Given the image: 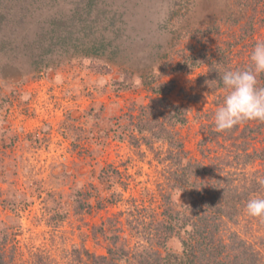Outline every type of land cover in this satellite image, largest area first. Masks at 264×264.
<instances>
[{"label": "rangeland", "instance_id": "1", "mask_svg": "<svg viewBox=\"0 0 264 264\" xmlns=\"http://www.w3.org/2000/svg\"><path fill=\"white\" fill-rule=\"evenodd\" d=\"M250 2L0 0L5 264H90L75 251L105 255L111 235L130 253L158 248L165 206L186 205L190 197L172 186L167 144L148 147L133 129L149 105L159 106L162 121L174 106L188 110L186 123L171 129L184 163L207 165L239 186L264 179V159L243 164V155L264 151V123L257 132L251 121L216 132L214 113L225 91L199 84L204 65L174 70L184 56H213L219 42L242 35L248 20L233 27L231 19L250 16ZM253 28L230 55L234 70L264 40V24ZM142 79L156 81L162 93ZM104 171L105 183L99 177ZM257 197L264 195L248 200ZM232 233L264 264V222L243 207L235 222L223 226L224 240ZM165 246L180 249L175 239Z\"/></svg>", "mask_w": 264, "mask_h": 264}, {"label": "trees", "instance_id": "2", "mask_svg": "<svg viewBox=\"0 0 264 264\" xmlns=\"http://www.w3.org/2000/svg\"><path fill=\"white\" fill-rule=\"evenodd\" d=\"M252 1L251 4H246L250 7V16L241 15L231 19L233 27L238 26L243 19L248 20L246 24L248 27L245 26L242 35L238 38L231 36L232 40L219 42L213 56L206 54L184 56L182 61L175 64L174 70L191 71L204 65L207 72L200 78L199 84L210 88L213 92L224 90L220 76L225 70H234L230 59L234 48L251 36L255 22L264 24V11L260 8L264 0ZM192 3L197 4L195 1ZM262 13L263 16L260 15ZM238 65L237 70H242L249 66V62H241ZM141 83L151 87L155 94L162 93L161 85L156 84L154 80L142 79ZM257 86L264 87V74L258 76ZM162 102V99L158 100V105ZM158 108L159 106L156 107L155 104L141 108L133 129L148 147L154 143L167 144L168 153L165 159L172 168L170 173L172 186L175 190L187 193L190 202L186 205L165 206L163 221L157 226L158 235L155 238L157 249L146 248L130 253L129 249L117 244V236L111 235L106 237L109 246L105 255H95L82 248L75 251L76 256L84 255V260L90 264H261L259 254L236 233H232L224 240L222 231L226 223L236 221L250 195L259 196L261 193L264 195V185L253 178L249 185L239 186L227 174L221 177L207 165L189 161L184 163L185 152L182 143L175 138L171 129L186 123L185 115L188 110L174 106L168 114L160 113L164 115L162 121L156 116L159 112ZM251 122L256 123L255 129L252 130L254 132L260 131L264 123ZM238 127L239 124L234 126L232 131ZM243 159L244 165L257 159L263 160L264 151L245 154ZM105 172H100V182L108 181ZM206 176L212 177L210 182L206 180ZM77 205L80 209L84 208L80 201ZM100 231L105 235L103 230ZM171 239L178 241L180 245L178 251L166 249L165 244ZM0 264H5L2 255H0Z\"/></svg>", "mask_w": 264, "mask_h": 264}, {"label": "clouds", "instance_id": "3", "mask_svg": "<svg viewBox=\"0 0 264 264\" xmlns=\"http://www.w3.org/2000/svg\"><path fill=\"white\" fill-rule=\"evenodd\" d=\"M260 74H264V40L254 44L247 68L225 70L220 76L225 95L214 113L216 132L231 130L247 121L264 122V87L257 86ZM260 183L264 185V179ZM245 213L264 222V197L249 199Z\"/></svg>", "mask_w": 264, "mask_h": 264}]
</instances>
